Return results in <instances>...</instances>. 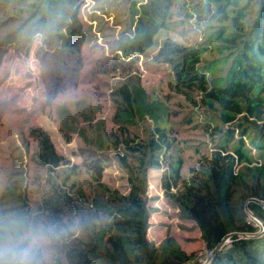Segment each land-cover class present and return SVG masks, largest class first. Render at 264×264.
Returning <instances> with one entry per match:
<instances>
[{
	"label": "rangeland",
	"instance_id": "374dc122",
	"mask_svg": "<svg viewBox=\"0 0 264 264\" xmlns=\"http://www.w3.org/2000/svg\"><path fill=\"white\" fill-rule=\"evenodd\" d=\"M73 1L0 0V218L27 214L43 219L39 205L56 179L35 161L38 143L30 130L46 131L69 162L61 168L59 182L70 176L69 185H75L77 209L68 219L70 228L104 247L101 235L111 232L117 218L111 198L126 195L131 188L128 170L116 155L117 138L146 140L156 128L165 130L182 158L184 183L197 188L207 185L212 143L204 110L194 103L196 93L176 88L170 67L154 60L155 48L128 57L119 51L135 33L136 9L131 3L146 0H113L110 9L120 3L124 10L119 8L123 14L119 17L102 15L106 36L91 20L101 13L96 1L78 0L75 8L84 30L92 26L95 36L89 45L80 44V63L68 52L67 23ZM198 1L176 0L171 9L166 35L184 46L205 42L219 25L193 15ZM240 7L250 24L257 14L256 2L241 0ZM229 56L228 51L214 48L203 54L210 81L225 76ZM115 57L122 60L120 65L112 64ZM60 78L65 81L59 86ZM124 86L132 95L131 106L118 96ZM248 154L251 162L240 167L232 206L258 228L238 236L260 239L264 222L250 206L257 204L264 210V202L252 197L264 173V156L259 157L254 148ZM93 164L102 167L101 177L89 169ZM73 166L78 167L75 175L70 171ZM164 167L148 169V250H156L159 262L165 260L162 252L167 250L182 254V264H210L214 252L206 248L200 228L178 201L184 186L173 191L175 196L166 195L162 188ZM230 243L228 237L223 247ZM141 258L144 264L150 262L148 255ZM59 262L66 263L60 246L52 241L44 264Z\"/></svg>",
	"mask_w": 264,
	"mask_h": 264
},
{
	"label": "trees",
	"instance_id": "16d2710c",
	"mask_svg": "<svg viewBox=\"0 0 264 264\" xmlns=\"http://www.w3.org/2000/svg\"><path fill=\"white\" fill-rule=\"evenodd\" d=\"M77 1L71 4L67 40L70 56L80 63V44L89 45L95 36L92 26L84 30L75 8ZM95 1L101 13L91 20L99 24L101 34L106 36L108 27L104 28L102 15L122 16L119 13L122 4L117 3L110 9L113 0ZM240 1L201 0L193 6L192 13L200 20L210 25L219 24L205 42L196 46H184L166 35L176 0L133 2L135 33L132 40L119 46L126 57L155 48L154 60L170 67L176 88L196 93L194 103L204 110L212 143L206 169L208 186L201 183V188H197L184 183L182 158L176 154L165 130L156 128L146 140L135 141L129 136L124 140L117 138L116 155L128 170L131 188L128 194L111 198L117 218L111 232L101 235L100 240H105V246L101 247L97 240H84L71 230L68 219L76 215L77 209L75 185H69L70 176L59 182L60 170L69 162L57 151L48 132L30 130L38 143L35 161L56 179L41 199L39 209L43 219L54 220L63 229L53 240L60 246L66 261L59 264H144L141 254L148 255L147 264H182V254L163 250L166 261L159 262L156 250H148L149 209L145 197L148 169L162 166L166 168L161 176L165 194L175 196L173 191L184 186L183 198L178 201L200 228L206 248L214 252L231 237L229 246L220 249L210 264H264V236L260 239L239 237L238 233H255L258 228L232 206L240 167L251 162L249 150L254 148L259 151V157L264 156V0H251L257 4V14L250 24ZM213 48L228 51L230 55L228 71L215 82L207 78L202 65L203 54ZM121 62L115 57L112 64ZM63 81V78L58 79V85ZM118 96L128 106L132 105V95L126 86L118 90ZM77 169V166L71 167V175H75ZM89 169L102 176L101 166L93 164ZM252 197L264 202V173ZM250 209L264 222V210L259 205L252 204Z\"/></svg>",
	"mask_w": 264,
	"mask_h": 264
},
{
	"label": "clouds",
	"instance_id": "9594fccd",
	"mask_svg": "<svg viewBox=\"0 0 264 264\" xmlns=\"http://www.w3.org/2000/svg\"><path fill=\"white\" fill-rule=\"evenodd\" d=\"M61 231L56 221L27 214L0 218V264H44Z\"/></svg>",
	"mask_w": 264,
	"mask_h": 264
},
{
	"label": "water",
	"instance_id": "95a60500",
	"mask_svg": "<svg viewBox=\"0 0 264 264\" xmlns=\"http://www.w3.org/2000/svg\"><path fill=\"white\" fill-rule=\"evenodd\" d=\"M225 243H226V240H224L223 241V243L222 244H220L216 249H215V251H214V254H216L224 245H225Z\"/></svg>",
	"mask_w": 264,
	"mask_h": 264
}]
</instances>
